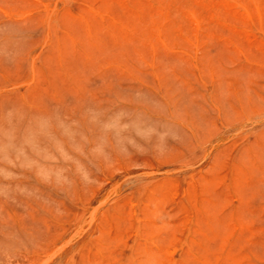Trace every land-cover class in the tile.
Wrapping results in <instances>:
<instances>
[{"label":"rangeland","instance_id":"374dc122","mask_svg":"<svg viewBox=\"0 0 264 264\" xmlns=\"http://www.w3.org/2000/svg\"><path fill=\"white\" fill-rule=\"evenodd\" d=\"M0 264H264V0H0Z\"/></svg>","mask_w":264,"mask_h":264},{"label":"bare ground","instance_id":"6f19581e","mask_svg":"<svg viewBox=\"0 0 264 264\" xmlns=\"http://www.w3.org/2000/svg\"><path fill=\"white\" fill-rule=\"evenodd\" d=\"M239 6H240V4H239ZM236 7H237V5H236ZM243 7V6H242ZM212 8H213V6H212ZM244 8V7H243ZM189 12V11H188ZM190 13V12H189ZM192 13V12H191ZM175 15V14H174ZM193 15V14H192ZM244 26H242V28H243ZM245 28V27H244ZM256 28V27H255ZM179 29V28H178ZM93 38V37H92ZM143 39V38H142ZM164 42V41H163ZM244 55V54H243ZM188 231V230H187ZM174 250H175V248H174Z\"/></svg>","mask_w":264,"mask_h":264}]
</instances>
